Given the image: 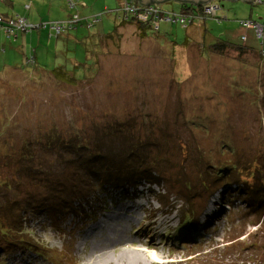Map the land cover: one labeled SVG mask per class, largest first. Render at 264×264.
<instances>
[{"label": "rangeland", "instance_id": "374dc122", "mask_svg": "<svg viewBox=\"0 0 264 264\" xmlns=\"http://www.w3.org/2000/svg\"><path fill=\"white\" fill-rule=\"evenodd\" d=\"M123 2L127 10L134 7L132 0ZM35 4L36 9L28 12L32 18L28 21L34 23L28 36L31 46L23 52L30 55L34 46L40 54L38 62L34 65L33 57L25 60L13 49L0 54V215L4 219L0 246L12 245L0 248V264H264V63L256 71L239 63L252 56H236L185 68L174 62L171 41L160 46L133 31L119 46L108 44L103 54L87 60L85 45L84 50L73 38L63 41V36L69 32L83 36V41L89 32H113L120 24L116 16L102 11L97 24H74L55 38L35 24L66 21L76 9L66 8L68 0H35ZM82 4L90 2L80 0L78 7ZM41 7L46 8L43 15L37 12ZM162 7L174 17L181 4L168 1ZM216 14L229 15L223 22L231 38L239 41L245 33L256 53L264 48L254 25L249 29L238 24L250 17L264 23V0L257 5L225 1ZM167 28L163 25L162 31ZM208 28L215 34L212 25ZM130 29L135 31V25ZM167 57L179 81L174 87L172 81L162 79ZM83 63L87 65L77 67ZM58 66L75 76L83 72L79 77L84 81L64 85L51 73ZM236 82L243 88H237ZM175 90L185 99L182 106L175 101ZM245 99L251 101L248 109L243 108ZM215 115L221 126L214 124ZM127 118L135 121L139 137L111 132ZM194 120L210 128L211 134L197 125L194 129ZM223 128L239 139L225 155L222 141L210 139L214 135L221 139ZM149 134L152 142L145 139ZM94 145L101 149L96 165L89 163L90 153L84 151ZM130 150L154 156L148 168H155L158 185H149L153 175L143 180L135 165L131 183L121 180L120 186L125 184L119 190L107 183L111 197L101 204L106 194L96 186L101 167L107 165L104 160L112 158L110 174L120 175L123 160L137 159ZM101 179L108 180L106 174ZM120 205L125 206V214L131 213L127 219L132 220L133 243L104 248L100 240L107 233L104 228L116 225ZM190 213L193 220L185 218ZM166 217H172L171 224L158 226L151 221ZM179 220L185 222L182 228ZM3 230L8 233L3 235ZM193 231L197 234L171 244L176 234ZM34 250L44 254L41 261ZM152 252L156 259L148 258ZM32 255L34 260L26 261ZM135 258L140 261L132 263Z\"/></svg>", "mask_w": 264, "mask_h": 264}, {"label": "trees", "instance_id": "16d2710c", "mask_svg": "<svg viewBox=\"0 0 264 264\" xmlns=\"http://www.w3.org/2000/svg\"><path fill=\"white\" fill-rule=\"evenodd\" d=\"M78 1V0H77ZM77 1L74 0H68V5L69 6H74ZM231 1H237V0H231ZM243 1V0H242ZM241 1V2H242ZM7 2V3H6ZM6 3V5H5ZM28 0H23L21 2L20 0H0V34L5 35L7 40H13L15 39L18 35L22 33H27L30 30H33L34 28H24L23 30L18 29L17 27H9L10 22L14 23L18 19H23L24 24H32L29 22L30 20L25 16L28 14V11L30 8H25L24 6L27 5ZM262 3V2H261ZM261 3H255L261 4ZM153 6V5H152ZM248 6V5H247ZM249 7V6H248ZM134 8V7H132ZM141 8L148 9L149 7L146 6H141ZM41 10H37L39 15H43V11L46 10V8L41 7ZM6 12H12L11 15L5 14ZM104 11H107L108 14H113L115 15L117 21L120 23L116 25V28L113 32H109L106 34H100L99 32H89L88 35L84 36L83 41H80L82 37H77L74 36L77 40L74 39V43L79 42L84 49V45L86 47V59L89 60L91 59V56L94 58L99 57L101 54H103V49L106 45H115L118 44L119 46L123 40H125V34L127 35L128 33H131V31L135 32L136 35L145 40L146 38L150 37L157 41L160 46H165L167 43L171 41L172 43V53H173V59L174 62H179L185 65V68H187L189 65L190 66H201L204 67L206 64H209L210 62H217L220 61L224 58L228 59H235L236 56L240 59H248L249 56H252L249 60L246 61H240L239 63H243L245 65L251 66L254 70H258L260 68V65L264 63V48L258 51L256 53V49L250 48L249 47V42L247 35L245 33H242L239 35L238 40L236 41L235 39L231 38L228 29L225 26V23L223 21L229 20V15H214L210 16L208 14H205L204 12L200 11L194 15L192 19H190L187 23H185V27L183 29H180L179 25L177 22H165V21H158L156 17H163L165 13L163 12L162 9L160 8H154V9H148L145 13L142 15L146 14L145 19H141L138 17L139 10L138 8L134 9H129L127 10L126 8H123L122 5H120L118 2L116 4H113V1L106 6V9ZM158 11V12H155ZM250 11V7H249ZM248 11V12H249ZM17 13V14H16ZM76 16V17H75ZM114 18V19H115ZM101 19V15H98L96 18L91 19V26L94 24H97ZM115 19V20H116ZM29 20V21H28ZM251 20V17L249 19H243L238 21L239 26L242 28H249L248 25L245 24L246 21ZM90 20L78 17V13H72L69 15V18L66 21H63V25L65 26L64 30L59 34H63L64 32H68L73 28L74 24H79L81 23L82 25L88 23ZM253 21V20H252ZM256 23H259L260 25L263 26V33H264V23H261L259 21H253ZM42 23H48V22H42ZM39 23V24H42ZM131 25H135V31L130 29ZM163 25H167L168 28L163 32L162 27ZM208 25L213 26V30L215 31V34H213L212 30L208 28ZM11 29L13 31H6V29ZM46 29V28H43ZM255 31V30H254ZM256 37L257 33L254 32ZM163 34H166L169 38L163 36ZM244 38V40H243ZM261 38L262 41L261 43H264V34L262 37H257ZM63 41L67 42L66 39H63ZM69 50V49H68ZM85 50V49H84ZM250 51L249 54L248 52L244 51ZM71 51H75V48H72ZM94 51H97V54L94 53ZM172 60L170 57H167L163 63V68H164V76L162 79H166L168 81H172L171 85L174 87L175 85L177 86L179 84V81L176 80V73L173 69V64ZM80 65L84 66L87 65L86 63L83 64H77V67H80ZM86 68V67H85ZM51 73L53 77L60 81L63 82L64 85L66 84H79L81 80L84 78L79 77L82 75L83 72H80L78 76H75L74 74H71L68 72V70H64L62 67H54L51 69ZM161 79V80H162ZM84 81V80H83ZM237 88H243L242 86L240 87V84L236 82L235 85ZM175 95H176V103L177 105L183 104L185 99H182L179 96V93L177 90H175ZM228 93H235V92H228ZM251 101L248 99L244 100V109L250 108V103ZM262 103V100L261 102ZM180 106V107H181ZM262 106V105H261ZM31 111H34V103L33 106L31 104ZM131 118V117H130ZM244 118V117H241ZM127 121H123V125L120 126L119 128L115 127L114 125V130L111 132H124L127 131L129 134H134L136 137H139L136 132L134 131L136 128L135 121L127 118ZM212 119H214V124L215 125H220V120L218 119L217 115L213 116ZM212 119H208L207 121L211 122ZM187 124L186 122H184ZM211 124H213L211 122ZM189 128L191 129L192 126L193 128L195 127L194 125H197L196 127H200L201 129L205 130V133L208 132L211 134L210 128L206 129L201 126V123L199 122H193V125L191 126L190 124H187ZM211 127V125H209ZM1 129V128H0ZM195 129V128H194ZM219 127L216 128L215 134ZM164 131V130H163ZM168 132V131H167ZM222 136L221 139L218 138L219 136L214 135L210 139L215 140L217 139L218 142L221 140L223 147H222V155H225L226 153L229 152V149L236 148L237 143L239 142V139L237 137L233 138L229 135H233L230 130H227V128H223L221 131ZM207 134V133H206ZM208 135V134H207ZM127 135H124V137ZM151 134L145 135V139H150L152 142V139L150 138ZM129 137V136H128ZM100 140L101 143L103 141V138L97 139ZM217 143V142H215ZM235 143V146H234ZM216 145V144H215ZM100 146H95L92 149H86L84 150L87 154L90 153V159L89 163H95L97 164V157L100 155ZM133 153V154H132ZM237 153V152H236ZM130 156L131 157H136V160H127V161H122L121 167H120V175H115L110 174V172L114 169L110 167V161H112V158L110 159H105L104 163L107 164L106 166L101 167V176L98 179V185L96 186V189L99 191H102L103 194H106L102 198V203L105 204L107 202V198L111 197V191L109 189L108 184H110L112 189H121L123 187V184L120 186V181L121 180H127L131 183L132 179L134 178L133 175V167L136 165L137 168L140 169L141 174L140 176L142 177L143 180L147 182L148 178L152 175V172L156 171L155 168H148L155 162L154 156L152 158H149L147 154L144 152L142 154L136 155L134 150H130ZM225 164H228L226 162ZM109 167V169L107 168ZM108 171V172H107ZM117 171V170H116ZM105 174L108 180L106 182L101 179L105 178ZM153 181H151L153 185L155 183L154 177H152ZM108 183V184H107ZM136 187V184L134 185ZM124 199H129L128 195L123 194ZM97 199H100V197H97ZM76 200H73L72 202H75ZM76 203L80 204L79 201ZM96 205V204H95ZM100 211H103L102 209ZM188 216L192 217V213L189 215H186L185 218ZM4 221L3 217L0 215V224ZM185 222L181 221V225L179 228L183 227V224ZM189 223V222H188ZM3 235H6L8 233V230H3ZM179 235V234H177Z\"/></svg>", "mask_w": 264, "mask_h": 264}, {"label": "crops", "instance_id": "0c3cea01", "mask_svg": "<svg viewBox=\"0 0 264 264\" xmlns=\"http://www.w3.org/2000/svg\"><path fill=\"white\" fill-rule=\"evenodd\" d=\"M20 1L23 2V0ZM88 1L90 2V4H86V5L82 4V7H78L80 5V0H78L77 1L78 3H76L74 6L71 7L67 4L66 8L76 9L75 13H78V17L84 18V20L88 19L90 20L88 23H91V19L96 18L98 14L104 11L106 9V6H108L112 2V0H88ZM24 7L30 8L29 11L33 12L36 9L35 0H28L27 5H25ZM11 13L12 12L5 11V14L11 15ZM25 16L28 19H32L31 16H29L28 14H26ZM59 17L60 15L58 16V18ZM29 35H31L30 32L22 33L18 35L15 39L9 41L6 39L5 35L0 34V54H5V50L7 49L9 50L13 49L14 53L18 54L19 57L22 58V55H24L26 57L25 60L29 59L30 57H33L35 61L33 64L35 65L40 58L39 57L40 54H38V52L34 49V46H32L30 49V55L24 54L23 52L26 47L31 46V41L30 38L28 37ZM71 38H73V40L74 39L77 40L75 37L71 36L69 32L65 34V36H63V39H66V41H69ZM25 62H23L22 64H25Z\"/></svg>", "mask_w": 264, "mask_h": 264}, {"label": "bare ground", "instance_id": "6f19581e", "mask_svg": "<svg viewBox=\"0 0 264 264\" xmlns=\"http://www.w3.org/2000/svg\"><path fill=\"white\" fill-rule=\"evenodd\" d=\"M152 175H153V177L156 176L154 172H152ZM203 182H205V181H203ZM80 185L81 186L84 185L83 180L80 182ZM153 185H155V186L158 185L157 178H155V183ZM165 185H166V182L162 185L161 188L165 187ZM161 188L158 189L159 190L158 192H160V189ZM159 208L160 207H158L157 209H159ZM125 209L126 208H125L124 205H120L119 208H118V211L116 213V218H117L116 225L113 226V227L106 226L104 228L107 231V233H106L105 236H103V238L100 239L101 242H103V244H104L103 245L104 248H107L108 245L111 246V248H112V247H115L117 245H122V244H125V243L126 244L127 243H131V244L133 243L132 237H131V235L129 233V224H130V222H132V220L127 219V217L129 215H131V213H126L125 214V212H124ZM26 213H27V210H26ZM156 216L159 218V215H156ZM57 219H59V218H57ZM60 221H61V219H60ZM151 221L155 222L158 226H162L163 224H171L172 217H166V218H163V219H161L159 221H157V220H151ZM147 226H148V228H150L151 227V224L147 223ZM53 230L55 231V229H53ZM59 230H61V229H59ZM62 231L65 233L64 230H62ZM87 236H89V231L85 232V234L82 237L83 239L81 241L85 243L88 240V237ZM200 242H201L200 240H197L196 241V243H200ZM171 244L172 245H176L177 242L171 241ZM10 247H12V245H10V246H8V245L0 246V248H2V249H8ZM21 249L23 251L26 250L25 253H27L29 251V249H27L25 247H21ZM33 252H34L36 258L39 261H41L42 260L41 258H43V255L44 254H40V251H36V250H34ZM46 255H48V254H46ZM148 258H150V259H156L157 258V254H155L154 252L149 253L148 254ZM25 259H26V261H30V262L34 260L33 259V255H32V257L26 256ZM46 259L48 260V258H46ZM137 261H140V259H136L135 258L131 262L132 263H135ZM56 264H57V262H56Z\"/></svg>", "mask_w": 264, "mask_h": 264}, {"label": "flooded vegetation", "instance_id": "af4514ba", "mask_svg": "<svg viewBox=\"0 0 264 264\" xmlns=\"http://www.w3.org/2000/svg\"><path fill=\"white\" fill-rule=\"evenodd\" d=\"M131 0H126V4H129L128 2H130ZM133 3H134V7L138 8L139 10V14H138V17H140V15H142L146 10L148 9H154V8H160L162 9L163 11L165 10L162 5L165 3V2H168V1H173V2H176V3H179L181 4V9L179 12H174L176 15H179L181 14L182 15V19L179 20L177 23H187L190 19H192L194 17V15L200 11L204 12L205 14H208L210 16H214L218 10H221L222 9V6L223 4L225 3V1H229V2H233L231 0H206V1H201L199 3H194V2H190V1H183V2H178V1H174V0H166V1H163L161 3H150L148 5H142L140 4L139 2H136L134 0H132ZM238 2H241L242 0H237ZM245 2V1H243ZM262 0H253V3H249V4H255V3H261ZM120 5H123L125 4L123 2V0H119L118 2ZM153 5V6H152ZM141 6H146V7H149L148 9H144V8H141ZM165 22H170V20H163ZM246 25H254L256 30L255 32H257L258 30H260V35L257 34V37H262L263 36V26L260 25L259 23H256V22H253L252 20H248L245 22Z\"/></svg>", "mask_w": 264, "mask_h": 264}, {"label": "built area", "instance_id": "2783aa9c", "mask_svg": "<svg viewBox=\"0 0 264 264\" xmlns=\"http://www.w3.org/2000/svg\"><path fill=\"white\" fill-rule=\"evenodd\" d=\"M135 8V7H134ZM134 8H131V9H134ZM153 9V8H152ZM147 11V10H146ZM145 11V12H146ZM144 12V13H145ZM155 12H158V11H155ZM175 14V13H174ZM76 17V16H75ZM140 18L141 19H145L146 18V14L144 15H140ZM156 19L158 21H163V20H170V21H174V22H178L179 20L182 19V15L179 14V15H176L174 17H170V16H167L166 14L161 17H156ZM180 25H183V27L185 26V23H181ZM9 27H17L18 29H21L23 26H25L26 28H34L31 24H24V20L23 19H18L16 22L12 23L10 22L9 25H7ZM24 27V28H25ZM38 27L40 28H46L49 30L50 33H52L53 35H59L65 28V26L63 25V23H42V24H38ZM24 28H22L21 30H23ZM6 31H13L11 29H6Z\"/></svg>", "mask_w": 264, "mask_h": 264}, {"label": "clouds", "instance_id": "9594fccd", "mask_svg": "<svg viewBox=\"0 0 264 264\" xmlns=\"http://www.w3.org/2000/svg\"><path fill=\"white\" fill-rule=\"evenodd\" d=\"M48 23H63V22H48ZM85 26H89V25H91V23H86V24H84ZM50 36H53V37H55V38H57V37H59V35H53L52 33H50ZM188 217H191V216H188ZM192 218V220L194 219L193 217H191ZM181 225V220H179V225H178V227ZM173 232H175V230L173 231ZM162 233L164 234V239L166 240V238H167V234H166V232H164V231H162ZM174 234H176V233H174ZM192 234H197V231H193L192 233H190V232H185V233H182V234H179V235H177L176 234V236L177 237H175V238H173V237H171L170 239H172V241H174V242H176V240H178L177 242H179V239L181 238V237H185V236H189V235H192ZM167 241V240H166Z\"/></svg>", "mask_w": 264, "mask_h": 264}, {"label": "water", "instance_id": "95a60500", "mask_svg": "<svg viewBox=\"0 0 264 264\" xmlns=\"http://www.w3.org/2000/svg\"><path fill=\"white\" fill-rule=\"evenodd\" d=\"M136 2H139L140 4L142 5H148L150 3H161L163 1H166V0H135ZM174 1H178V2H183V1H190V2H194V3H199L201 1H206V0H174ZM208 1V0H207ZM247 3H253V0H243ZM35 25H38V24H35Z\"/></svg>", "mask_w": 264, "mask_h": 264}]
</instances>
